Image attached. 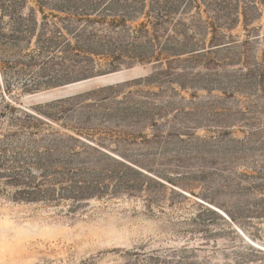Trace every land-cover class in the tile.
I'll list each match as a JSON object with an SVG mask.
<instances>
[{"label": "rangeland", "instance_id": "1", "mask_svg": "<svg viewBox=\"0 0 264 264\" xmlns=\"http://www.w3.org/2000/svg\"><path fill=\"white\" fill-rule=\"evenodd\" d=\"M152 2L86 12L91 1H41V9L22 0L23 19L4 17L5 33L26 34L0 65V135H31L51 149L78 170L84 198L22 201L0 179V264H264V75L253 66L264 50V0L184 1L200 10L173 20L202 25L223 6L234 22L220 32L240 45L210 48L214 35L196 23L189 40L206 41V52L161 61L148 59ZM67 12L87 15L70 28L82 27L77 50L48 59L37 37L71 27ZM155 30L176 53L171 36H179ZM126 70L133 75L122 83L30 98Z\"/></svg>", "mask_w": 264, "mask_h": 264}, {"label": "trees", "instance_id": "2", "mask_svg": "<svg viewBox=\"0 0 264 264\" xmlns=\"http://www.w3.org/2000/svg\"><path fill=\"white\" fill-rule=\"evenodd\" d=\"M38 2L39 8H43L41 6V1H91L90 5L92 9L86 12H94L100 6L111 7L115 3V1H124V2H134L139 1L141 6L145 7V1H153L150 8L155 9V14L157 17H154L155 21L151 23L154 33L152 38L148 40V45L150 48V56L149 60L154 59L155 61H161V55H171V56H179L185 53H194L199 50H204L206 52L207 44L206 41L197 39L189 40L192 38V35L196 34L198 26H196L197 21L189 19L188 22L173 20L172 16L176 14L178 10L181 11L180 14H183L184 11L188 10L192 6L194 8H198L199 6L192 5V2L184 1H257V0H34ZM141 1V2H140ZM260 1V0H259ZM22 0H0V65L2 69L8 67V61L11 58H15L14 54L10 53L11 48L19 49L23 44L24 34L20 27H11L7 33L4 32L2 26L6 25L3 19L5 16L17 17L18 19H23L20 14V9L22 5H20ZM137 3V2H136ZM219 9L216 11L217 16L213 20H204L201 29L211 32L214 36L211 38L209 42V47H219L222 45H226L228 43H233L240 45L237 41L234 42H226V34H222L220 29L228 30L231 24L234 22L230 19V13L228 9H224V7L219 5ZM98 12V11H97ZM96 12V13H97ZM66 21L70 22L71 26L75 22H79V17L87 16L86 13H71L67 12ZM102 23L104 20L98 19ZM90 20H86L85 23L91 22ZM202 21V20H201ZM251 19L247 16V14L243 13V26L247 32H249L246 28L250 23ZM116 24L119 22H124V18H121L119 21H112ZM48 25V24H46ZM144 26V24H141ZM48 27V26H47ZM9 28V27H8ZM73 26L68 28H59L53 26L52 30L44 29L45 33L42 31L41 35L37 37V52L41 55H46L48 59L52 58V56H56L59 54L60 56L66 57L72 55V52L77 50L75 47L79 45V39L82 35H77L78 32L82 31V27L78 29H70ZM156 28H161L162 33L167 29L168 32H173L175 37L179 36V39L171 36V39H175L172 46L177 48L174 53L167 49L170 40L162 41L160 36L155 30ZM74 30V31H72ZM84 31V30H83ZM189 32L193 34L189 35ZM195 33V34H194ZM50 37H47V35ZM71 38L75 40V44H72ZM189 40V41H188ZM244 44L241 46L243 47ZM231 46V45H230ZM229 45L219 47V48H227ZM217 48V49H219ZM147 59V60H148ZM253 66L257 68L258 71L264 75V50L261 55L260 62L253 63ZM253 69L247 67V73L244 74L246 77L253 73ZM261 77V74L259 75ZM8 107V104H7ZM0 110V116L1 114ZM35 136V135H34ZM33 136V137H34ZM35 140L32 139L31 135H26L24 137L16 136V135H0V179H4L7 185H11L13 187L19 188L20 190L17 192V199L28 202H38L45 201L47 203H52L53 201H57L58 199H67L70 198L71 194H73V199L84 198L83 188L80 187L82 185V181L77 176L78 170L73 167H64L62 163L54 160L53 151L47 148H38L36 147Z\"/></svg>", "mask_w": 264, "mask_h": 264}, {"label": "water", "instance_id": "3", "mask_svg": "<svg viewBox=\"0 0 264 264\" xmlns=\"http://www.w3.org/2000/svg\"><path fill=\"white\" fill-rule=\"evenodd\" d=\"M132 75H133V70L112 72L67 84L63 86V88L59 89L57 93L46 92L43 94L30 96V98L34 100H55V99L63 98L64 96L70 97L75 95L77 92L90 87L89 85L92 82L102 84V86L114 85L127 81Z\"/></svg>", "mask_w": 264, "mask_h": 264}]
</instances>
